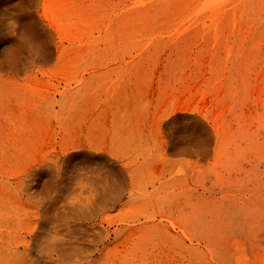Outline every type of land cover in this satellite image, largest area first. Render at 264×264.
<instances>
[{
  "label": "rangeland",
  "instance_id": "374dc122",
  "mask_svg": "<svg viewBox=\"0 0 264 264\" xmlns=\"http://www.w3.org/2000/svg\"><path fill=\"white\" fill-rule=\"evenodd\" d=\"M46 196L94 264L263 237L264 0H0V264Z\"/></svg>",
  "mask_w": 264,
  "mask_h": 264
},
{
  "label": "bare ground",
  "instance_id": "6f19581e",
  "mask_svg": "<svg viewBox=\"0 0 264 264\" xmlns=\"http://www.w3.org/2000/svg\"><path fill=\"white\" fill-rule=\"evenodd\" d=\"M27 36H28V34L25 36V38ZM27 41H25V42L27 44H29L30 41L28 39H27ZM28 46L30 47L31 45L29 44ZM14 56H15V54L12 56L13 58L11 60H13V59L17 60V57H14ZM15 64L13 61V64L11 62L9 65H12V67H13V65L15 66ZM30 189L34 194L37 192V190H36L37 188L35 189L36 191L33 190L34 188H30ZM39 195H40V193L37 195L38 196L37 197L35 194V198L37 197V198L41 199V196L39 197ZM30 196H31V194H30ZM56 197H60V196L57 195ZM73 197H76V196H73ZM73 197H71V198H73ZM92 197H93V195H92ZM45 198H47V201H45V202L49 203V204L44 208L42 213L39 212L36 214V217H35L36 221L31 226V229L29 232V239L21 245L19 243H17L15 245V247L13 246L11 251H12V255H15L16 258H15V260H11V262L7 263V264H51V263H54V264H94L95 262H93V261L86 262V259H88L89 255H90L89 254L90 247L95 246L97 244L96 241L99 239L98 235L100 233L98 235H96L97 233L93 232V234H95V237H94V235L89 233V234H91L90 237H88V236L85 237L82 235L83 231H81L83 226H82V228H80L79 233L77 232V230H76V232H72L73 230L71 229V231H70V229H69L70 226H72V225H69V223L67 221H65L68 219L71 220V218L72 219L75 218L78 221V222H76L75 219H73V221L76 224H78V223L80 225L85 224L87 222L86 215L84 214V212H81L82 209H85V208H83V205H85V203H80L82 201L80 199H78V197H76L77 198L76 201L80 200V202H79L80 204L75 205V206L69 205L70 206L69 209H71L72 206H74V207H72L73 209L70 212L68 211V213H67L68 204L65 203V204H67L66 208H65L66 210H64V211H66L65 212L66 214H64V212H62V214H64L65 216H63L62 214L61 215L59 214L60 217L59 216L58 217L61 218L63 216L62 218H64L66 228H65V230L62 229L63 231L59 230L61 232L60 233L57 230V229L61 228L59 226L57 227V224H58L57 221L60 220L56 216V215H58L57 212L55 213V215L53 213L52 214H53V216H55L53 218L58 219V220L55 221V219H52V217H51V197L46 196ZM40 199H39V201L42 200V199L41 200ZM67 200H69V198ZM92 200H93V198H92ZM76 201L74 199V202H76ZM95 201H96V199H95ZM88 202L87 203L90 204L93 201H91V202L88 201ZM42 203H43V201H42ZM65 204H64V206H65ZM88 206H89V208H91L90 205H88ZM68 214H70V215H68ZM77 217H79V218H77ZM90 220H92V219H90ZM79 227H81V226H79ZM78 230H79V228H78ZM85 230H86V228H85ZM89 230H92V229H89ZM64 231H65V233H64ZM85 232H87V231H85ZM96 236H97V238H96ZM94 238L97 240H95ZM210 248H212V247H210ZM9 250H10V248H9ZM91 252H93V251H91ZM210 256H211V254H210ZM259 256L261 257V260L263 261V264H264V236L263 237L262 236L261 237L255 236L252 238V241H246V242L242 241L241 238L239 240L237 237H234L232 239L229 238V239L225 240V243L221 247L219 253L216 252L215 248H214L213 254H212V261H211L212 263L211 264H254L256 261L255 258L259 257ZM0 262H1V260H0ZM201 264H203V263H201Z\"/></svg>",
  "mask_w": 264,
  "mask_h": 264
}]
</instances>
